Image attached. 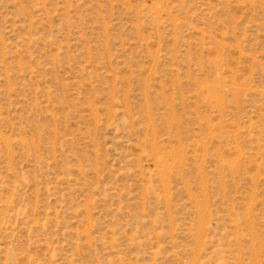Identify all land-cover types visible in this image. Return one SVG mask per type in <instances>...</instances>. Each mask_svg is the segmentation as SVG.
<instances>
[{"label": "rangeland", "instance_id": "374dc122", "mask_svg": "<svg viewBox=\"0 0 264 264\" xmlns=\"http://www.w3.org/2000/svg\"><path fill=\"white\" fill-rule=\"evenodd\" d=\"M0 264H264V0H0Z\"/></svg>", "mask_w": 264, "mask_h": 264}]
</instances>
